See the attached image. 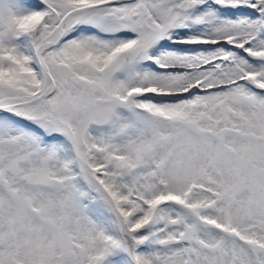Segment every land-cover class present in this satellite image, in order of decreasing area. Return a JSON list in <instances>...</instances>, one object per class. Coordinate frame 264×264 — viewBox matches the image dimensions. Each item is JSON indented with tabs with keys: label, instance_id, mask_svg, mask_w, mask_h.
Returning <instances> with one entry per match:
<instances>
[{
	"label": "snow or ice",
	"instance_id": "1",
	"mask_svg": "<svg viewBox=\"0 0 264 264\" xmlns=\"http://www.w3.org/2000/svg\"><path fill=\"white\" fill-rule=\"evenodd\" d=\"M0 264H264V0H0Z\"/></svg>",
	"mask_w": 264,
	"mask_h": 264
}]
</instances>
